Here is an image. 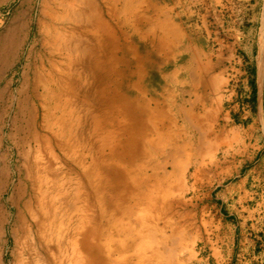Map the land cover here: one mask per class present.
Masks as SVG:
<instances>
[{
  "label": "bare ground",
  "instance_id": "1",
  "mask_svg": "<svg viewBox=\"0 0 264 264\" xmlns=\"http://www.w3.org/2000/svg\"><path fill=\"white\" fill-rule=\"evenodd\" d=\"M43 8L49 82L34 106L23 169L15 174L0 153V237L13 207L20 264H173L168 211L184 196L190 163L167 151L155 124L158 96L139 88L138 61L131 70L129 22L117 28L121 46L107 0H46ZM18 31L7 32L6 45ZM259 64L262 73L263 46ZM10 190L19 200L8 207Z\"/></svg>",
  "mask_w": 264,
  "mask_h": 264
},
{
  "label": "rangeland",
  "instance_id": "2",
  "mask_svg": "<svg viewBox=\"0 0 264 264\" xmlns=\"http://www.w3.org/2000/svg\"><path fill=\"white\" fill-rule=\"evenodd\" d=\"M45 1L0 0V153L11 158L9 164H12L15 174L17 170L23 169L26 163L24 158L26 147L28 141L32 140L30 133L34 132L35 128L34 106L38 107L42 103L37 100V96L43 94V86L49 82V73L43 66V62L46 65L42 30L46 29L44 23L46 20L43 16ZM107 2L118 14L113 22L117 39L122 36L117 28L122 26L124 21L129 22V28L124 32L132 34L131 40L128 41L131 70L137 71L138 61V77L141 81L139 88L143 92H155L158 96L157 100L161 105L157 107L158 116L155 124L162 131L161 137L167 151L170 153L177 151V160L190 163L188 173L184 177V196L176 201V203L179 201V206L173 204L168 211V218L175 231L168 247L174 256L173 264H215L211 255L215 245L217 219L215 209L207 207L208 191L211 188L204 184V180L208 178L205 170L206 167L222 160L224 153L219 149L224 143L217 147L216 140L218 136L222 137L218 125L229 120L227 112L236 115L233 119L237 121L236 124L248 119L246 113L253 98V92L250 90L251 73H257V62L260 58L256 55L258 48L243 46L224 48L217 44L213 47L207 43L208 47L189 49V52H192V63H189L190 58L185 56L188 62L175 63L176 55L173 48L166 51L161 46L162 33L169 24L168 17L151 16V0ZM241 2L239 8H242ZM258 18L260 19L256 17L254 20L239 13L231 17L225 15L223 22H235L237 28L257 24L262 29V20L257 22ZM32 22L34 23L30 27L28 23ZM211 23L215 26L214 21L208 23V26H211ZM12 28H18V38L13 44L9 41L6 45L5 36ZM118 44L123 46L124 43L120 39ZM212 53L221 57V66L218 64L220 68L217 71L222 70V78L214 80L215 90L206 87L205 83L199 89L201 84L199 79L189 80L181 76L187 77L192 74L194 77H200L203 73L209 72L211 70L209 65H200L199 61L202 63L205 57L209 59ZM173 71L175 74L171 76ZM52 106L53 103L48 109L49 114L46 112L49 118L52 116ZM163 112H170L171 115L166 118ZM43 115V112L39 113L38 125L44 124ZM101 115L103 117L104 113ZM4 125H7V128L5 133H2ZM250 137L249 133L235 134L230 139L231 144L227 143L228 151L234 148L236 155V151H239L236 147L240 146L242 140H250ZM261 141L264 143V137H261ZM241 148L247 153L252 151L247 147ZM213 177L211 175V179ZM13 184L17 186L18 178H14ZM2 198V203L8 207L10 199L19 200L17 193L12 194V190L5 193ZM21 200L22 206L29 202L28 198ZM9 211L12 215L11 223L7 226V237H0V264H20L21 236L18 232L19 223L17 219L14 220L17 210L9 207ZM48 264H55L52 258Z\"/></svg>",
  "mask_w": 264,
  "mask_h": 264
},
{
  "label": "crops",
  "instance_id": "3",
  "mask_svg": "<svg viewBox=\"0 0 264 264\" xmlns=\"http://www.w3.org/2000/svg\"><path fill=\"white\" fill-rule=\"evenodd\" d=\"M240 1L243 2L242 8H239ZM151 3V16L168 17L169 24L162 33L161 46L166 51L173 48L175 63L188 62L185 60L188 57L192 63L189 49L208 47L207 43L213 47L217 44L224 48H258L256 55L260 57L261 46L264 47L260 26L247 24L237 28L235 22L223 20L225 15L231 17L241 13L254 20L260 17L257 22L262 20L263 28L264 0H151ZM212 21L215 26L212 23L208 26ZM257 63V87L254 91L250 89L253 98L246 113L248 119L236 124L237 121L233 120L236 115L227 112L229 120L218 125L222 137L218 136L216 140L217 147L224 143L218 148L224 153L222 160L205 170L208 178L204 184L211 188L207 207L215 209L217 219L211 255L215 264H264V143H261V137H264V64L261 75ZM199 64H208L211 70L200 77L181 76L189 80L199 79V89L205 83L206 87L215 90L214 80L222 78V70L217 71L221 66L220 55L212 53L209 59L205 57ZM174 74L173 71L171 76ZM238 133H249L251 137L242 140L235 155L234 148L228 151L227 143L231 144L230 139ZM241 146L252 151L247 153ZM211 175L214 176L212 179Z\"/></svg>",
  "mask_w": 264,
  "mask_h": 264
},
{
  "label": "trees",
  "instance_id": "4",
  "mask_svg": "<svg viewBox=\"0 0 264 264\" xmlns=\"http://www.w3.org/2000/svg\"><path fill=\"white\" fill-rule=\"evenodd\" d=\"M251 75H252L251 88H252L253 91H254V90L256 89V87H257V77H256L255 72H252ZM254 94H255V93H254Z\"/></svg>",
  "mask_w": 264,
  "mask_h": 264
}]
</instances>
